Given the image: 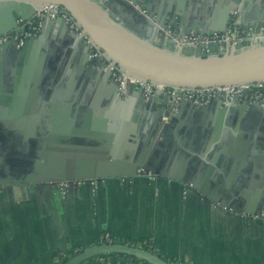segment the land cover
<instances>
[{"label":"water","instance_id":"obj_1","mask_svg":"<svg viewBox=\"0 0 264 264\" xmlns=\"http://www.w3.org/2000/svg\"><path fill=\"white\" fill-rule=\"evenodd\" d=\"M260 2L264 4V0ZM46 4L65 8L83 33L70 31L62 17H46L41 20L38 35L27 36L26 33L32 32L28 21ZM192 18L167 0H0V104L7 99L16 117L36 109L55 112L53 117L41 118L43 125L39 133L35 128L22 129L16 117H10L9 122H2L0 118V149L3 150L0 151V189L7 184H48L58 189L63 183L74 181L92 183L107 177L129 179L148 174L177 179L196 188L195 170L208 167L209 147L215 141L210 137L214 120L198 121L197 118L212 109L220 115L230 110L246 111L251 117L241 127L249 126L244 146L250 155L248 160L255 163L233 167L237 174L248 175L253 186H261L264 124L263 133H258L257 121L264 122L262 98L242 101L235 93L225 102L221 97H212L198 105L191 97L181 96L176 100L167 92L145 96L132 83L120 90L109 69L97 67L89 60L90 50L84 35L128 75L140 80L188 88L264 82V37L249 34L233 43H181L180 37L191 31L200 36L224 31L214 26L207 28L206 19ZM50 21L57 26L61 42L77 43L66 60L68 67L64 74L57 72L55 77L44 81L46 62L43 55L34 60L31 48L46 45L44 28ZM240 22L248 27L261 25L264 10L253 22ZM166 29L176 32L178 38ZM72 66L86 80L98 73L102 83H109L107 92L114 103L125 105L141 99L140 106L150 110L151 116L133 139L120 141L119 133L108 132L99 118L89 114L96 109L95 98L87 95L85 82L83 87L72 88L67 78ZM24 91L37 99L23 102L18 96ZM128 92L133 98L125 101L122 97H127ZM242 93L248 94L247 89ZM184 117L191 122L184 125L180 122ZM238 144H234L231 153L239 161L243 155ZM201 160L206 163L198 166L196 162ZM254 190L249 195L209 199L234 212L261 217L264 216V191L258 187ZM103 254H125L149 264H170L153 251L124 242L95 243L61 264H82Z\"/></svg>","mask_w":264,"mask_h":264},{"label":"crops","instance_id":"obj_2","mask_svg":"<svg viewBox=\"0 0 264 264\" xmlns=\"http://www.w3.org/2000/svg\"><path fill=\"white\" fill-rule=\"evenodd\" d=\"M167 1L189 18L209 21L207 28L214 26L224 30L234 21L240 24V20L253 22L255 16L264 10L260 0ZM56 30L54 22H48L44 28L46 45L31 48L34 60L43 55L46 62L44 81L52 79L53 75L55 77L57 72L64 74L68 67L66 60L77 43L61 42ZM66 34L71 35L68 31ZM69 69L67 78H70L72 88L83 87L85 82L87 95L95 98L96 109L89 114L99 118L108 132L119 133L120 141L133 139L139 128L147 123L151 111L142 109L140 98L125 105L114 103L107 92L109 83H102L98 73L86 80L75 73L73 66ZM126 96L122 97L125 101L133 98L129 92ZM18 97L23 102L37 99L35 95L29 96L27 91ZM10 109L7 99L0 104L2 122L16 117ZM46 112L36 109L16 118L22 129L35 128L39 133L43 125L41 118L53 117L55 113ZM219 113L214 109L207 110L197 118L198 121L214 120L210 137L215 141L209 147L208 167L195 170L196 188L177 179L152 174L129 179L107 177L92 183L74 181L63 183L58 189L48 184H7L2 187L0 264H54L56 252L87 248L100 242L102 234H108L117 241L145 239L167 260L185 264H264V216L234 212L232 208L209 199L231 197L233 194L249 195L256 187L264 191V181L261 186H253L248 175L237 174L233 167L255 163L248 160L250 155L244 146L249 126L241 127L244 120L251 117L246 111ZM180 122L187 125L191 120L184 117ZM257 123L258 133H263L261 127L264 122L258 120ZM183 133L181 130L180 134ZM235 143L242 147L243 159L239 161L231 153ZM199 163L206 161L196 162L198 166ZM83 264L116 263L94 258ZM132 264L149 263L135 260Z\"/></svg>","mask_w":264,"mask_h":264},{"label":"built area","instance_id":"obj_3","mask_svg":"<svg viewBox=\"0 0 264 264\" xmlns=\"http://www.w3.org/2000/svg\"><path fill=\"white\" fill-rule=\"evenodd\" d=\"M49 17L55 19L57 17H62L65 19L70 31L74 33H83L82 28L74 19V17L62 6L57 4H46L38 8L35 16L32 20L28 21V24L32 32L26 33L27 36L35 35L40 29L41 20ZM168 34L174 33V38L177 39V33L171 29H166ZM252 34L253 36L261 35L264 37V23L257 25L255 27H248L242 25L238 22H231L224 31L214 32L212 34H204L200 36L197 33L189 32L188 34L182 35L180 37V42L185 44L193 43H211V42H228L233 43L245 39ZM85 41L89 45V60H91L97 67L103 69H109L112 78L118 83L120 90L127 87L130 83L134 84L135 89L141 90L145 96L153 95L155 92H167L168 95L178 100L181 96L191 97L193 101L198 105H203L212 97H221L222 101H226L231 98L235 93L240 95L242 101H250L255 98H262L264 100V82L250 83L243 85H229V86H210L203 88H188V87H177L168 86L165 84L154 83L150 81H144L137 79L131 75H128L121 67L110 60L105 53L94 44L86 35H84ZM247 89L248 94H243L242 91ZM100 242L104 243H114L117 242L108 234H102L100 237ZM128 245L129 244L125 243ZM138 247L144 248L141 245ZM151 247V245H148ZM146 249V248H145ZM149 250V249H148ZM151 251V250H150ZM68 252V251H67ZM65 250H60L56 252L53 256L54 264H60L65 257H69V253ZM100 261L105 263L113 262L116 264L122 263L120 259L111 258L108 254L99 255ZM131 264V263H128ZM178 264H185L180 262Z\"/></svg>","mask_w":264,"mask_h":264},{"label":"trees","instance_id":"obj_4","mask_svg":"<svg viewBox=\"0 0 264 264\" xmlns=\"http://www.w3.org/2000/svg\"><path fill=\"white\" fill-rule=\"evenodd\" d=\"M117 242H124V243H129V244H134V245H141L142 247H144V248H146V249H149V250H151V251H153V252H155L154 250H153V248L152 247H148V242H146L145 241V239H140V240H133V239H126V240H123V241H117ZM82 249H72V250H70L69 251V256H71V255H73V254H76V253H78L79 251H81ZM156 254H158L160 257H162L164 260H166V261H168L170 264H178V263H180V262H178V261H175V260H167L166 258H165V256H162L161 254H159L158 252H155ZM109 256H112V257H114L115 259H120L122 262H124V263H133L135 260H139V261H141V262H145V261H143V260H140V259H136V258H130L129 256H127V255H125V254H108ZM98 257V256H97ZM96 258V257H95ZM65 259H67V257H65L63 260H62V262L65 260ZM61 262V263H62ZM60 263V264H61ZM83 264V263H82Z\"/></svg>","mask_w":264,"mask_h":264},{"label":"rangeland","instance_id":"obj_5","mask_svg":"<svg viewBox=\"0 0 264 264\" xmlns=\"http://www.w3.org/2000/svg\"><path fill=\"white\" fill-rule=\"evenodd\" d=\"M65 251H66V252L68 251L67 253H69V250H65Z\"/></svg>","mask_w":264,"mask_h":264}]
</instances>
